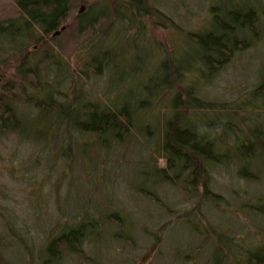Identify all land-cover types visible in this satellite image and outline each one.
I'll use <instances>...</instances> for the list:
<instances>
[{
    "label": "trees",
    "instance_id": "trees-1",
    "mask_svg": "<svg viewBox=\"0 0 264 264\" xmlns=\"http://www.w3.org/2000/svg\"><path fill=\"white\" fill-rule=\"evenodd\" d=\"M9 2L13 11L0 13V137L16 133L22 139L43 144L58 138L55 141L59 145L58 153L65 159L66 155L75 151L89 159L88 163L93 167L95 156L112 155L114 149H119L113 148V144L127 143L133 130H137L141 133L139 138H148L152 151L158 158H163L164 164L152 169L146 164L144 168L139 167L135 172L137 183L130 180V188L134 187L136 192L146 194L161 204L158 195L140 182L148 181L147 185L164 182L179 185L189 197H194L197 214L204 205L212 208L211 211L222 205L223 196L209 185L210 170L214 167L224 164L229 172L228 164L236 161L239 163V175L256 177V173L248 168L252 169V164H264V158L261 161L263 164L258 162L264 145V111L256 109V117H248L247 129L242 131L236 123V111L223 108L218 101L202 98L198 94L199 84L210 82L237 51L249 46L250 36L262 30L260 14L253 1L222 5L211 2L206 26L195 31L179 30L184 48L181 55L174 54V51L166 52L163 59L155 65L150 64L149 69L146 65L143 67L149 53L139 43L143 23L137 22V16L155 15L158 24L179 28L152 0H109L99 4L97 9L91 4L78 11L75 8L84 0ZM112 11L125 27L132 28L136 23V38H132V47L137 52L129 59L128 67L123 69L126 66L123 65L121 71V68L118 69L120 64H115L114 60L115 56L122 54V50L118 48L116 55L113 43L104 45V39L93 41L86 55L87 61L81 67L82 72L101 73L113 63L118 69V85L126 80L124 76L127 77V74L141 73L144 77L136 85L128 84L124 91L105 104L97 98L88 97L77 84H71L73 79L67 83L64 78L58 80L57 74H72L66 58L68 52L65 49L68 47L63 41L95 32L96 27L112 15ZM5 65L12 67L7 79L4 78V75L7 76ZM187 75L192 76L188 84L184 83ZM110 86H116L115 82ZM69 93H73L71 98ZM250 95L245 106L248 104L255 109V101L264 102V74ZM160 104L165 106L164 110L158 108ZM152 105H155L154 110L150 112L147 109ZM142 113L149 114L150 121L143 119ZM92 194L94 196V189L85 201ZM244 206L264 218V201ZM81 212L78 222L57 224L56 231H50L55 235L49 237L44 245L40 242V264H56L63 257L61 252L85 257L83 245L88 239L96 240L102 218L109 220L108 228L117 230V236H129L120 232L127 220L118 209L104 214L88 210L84 205ZM187 214L179 222L188 224L193 232H203L198 227L199 218L195 219L197 214ZM22 228L18 229L19 233L25 231ZM18 230L13 229L14 234ZM205 233H211L216 239L210 243L212 247L207 261H203L205 264H264V239L229 235L216 230L210 222L205 226ZM8 234L16 239V236ZM12 242L28 248L23 239ZM30 245L36 246L37 243L32 241ZM32 263L30 261L29 264Z\"/></svg>",
    "mask_w": 264,
    "mask_h": 264
},
{
    "label": "rangeland",
    "instance_id": "rangeland-1",
    "mask_svg": "<svg viewBox=\"0 0 264 264\" xmlns=\"http://www.w3.org/2000/svg\"><path fill=\"white\" fill-rule=\"evenodd\" d=\"M84 1L75 10H85L91 4L97 9L99 4L103 5L109 0ZM241 1H253L256 4L262 30L257 35H251L249 46L237 51L210 82L200 83L198 94L202 98L218 101L223 108L236 111V123L242 131H246L248 117L255 118L256 109L264 111V102L260 103L258 100L254 102L255 109L251 105L247 106L248 104L245 106L246 98L251 97L252 89L264 74V0H152L179 28L160 25L155 15L151 14L137 16V22L143 23L142 33L138 37L139 43L149 53V59L146 58L143 65L149 69L150 64H157L166 52L174 51V54L181 55L184 48L179 37L182 32L179 30L195 31L206 26L211 2L222 5ZM11 11L13 9L9 0H0V13ZM111 14L101 26L96 27L95 32L63 41L68 47L65 49L68 52L66 58L70 62L72 74H57L58 80L64 78L65 81L68 80L65 82L67 83L71 81L69 79H73L71 84H77L88 97L97 98L105 104L120 91H124L128 84L136 85L144 77L141 73L133 76L127 74L129 78L124 76L126 80L123 83L118 85L116 82L118 69H126L129 59L137 52L132 47V38H136V23L132 28L125 27L114 16L113 11ZM100 39L106 41L104 45L113 43L116 55L118 48L122 50V54L115 56L117 61L114 60L115 64L120 65L117 69L112 63L103 71L101 69V73L84 74L82 68L87 61L86 55L93 41ZM192 65L195 66L193 63ZM4 67L7 73L4 78L7 79L12 67ZM190 77L192 76L187 75L184 83H191ZM1 79L2 76L0 81ZM114 82L118 89L110 86ZM68 96L71 98L73 93ZM163 105L160 104L158 108L164 110ZM237 105L241 107L236 108ZM154 106L147 110L151 112ZM142 116L143 119H151L149 114L142 113ZM131 134L127 143L113 144V148L119 149H114L112 155L95 156L93 167L88 163L89 159L86 160L75 151L66 155L65 159L58 153L59 145L55 142L58 138L43 144L22 139L16 133L3 134L0 137V264H29L30 261L32 264H40V242L42 245L55 235L50 231L55 232L60 223L78 222V215H81L84 205H87L88 210L104 214L117 209L123 212L127 221L120 232L129 236H117V230H109V220L102 218L96 240L88 239L83 245L82 253L86 256L61 252L63 257L56 264H205L203 261L212 247L210 243L216 240L211 233L204 234L209 222L216 230L229 235L248 239L252 237L253 240L264 239V218L249 211L250 207L244 206L264 201V164L261 162L264 158V145L262 155L258 158V162L263 165L252 164V169L248 168L256 173L255 178L239 175V163L236 161L228 164L229 172L225 170L224 164L210 170L209 185L214 192L223 196L222 205L213 211L204 205L202 213L197 214L194 197H189L179 185L165 182L147 185L148 181L140 182L158 195L161 204L146 194L136 192L134 187L130 188V180L137 183L135 177L139 167L144 168L146 164L152 169L164 164L163 158H158L156 152L152 151L148 138H139L141 133L137 130H133ZM93 189L94 196L92 194L85 201ZM188 210L197 214L195 219L199 218L198 227L203 230L200 234L190 230L188 224L179 222L190 213ZM20 226L25 231L19 233ZM13 229L19 230L14 234ZM8 233L16 236V239ZM18 237L27 242L26 250L22 245H14L12 242L18 241ZM32 241H36L37 245L31 246ZM188 253L189 256H186Z\"/></svg>",
    "mask_w": 264,
    "mask_h": 264
}]
</instances>
